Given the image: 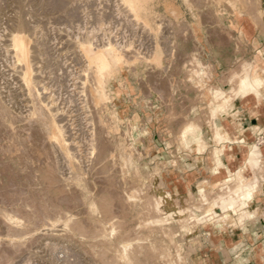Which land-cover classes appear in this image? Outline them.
Segmentation results:
<instances>
[{"label": "rangeland", "instance_id": "rangeland-1", "mask_svg": "<svg viewBox=\"0 0 264 264\" xmlns=\"http://www.w3.org/2000/svg\"><path fill=\"white\" fill-rule=\"evenodd\" d=\"M18 1L19 0H17V2L15 0H0V94L2 93L0 96L2 97L4 95L3 98L6 95L11 97L9 98L6 96L8 100H6V102L7 106L9 107L10 105V107L13 108L11 110L14 111L18 109L15 107H19L18 105L22 103L18 109L22 117L17 113L18 111L15 113L19 115V118H17V114L14 113L16 119L20 121L15 119L13 123L11 119L4 120L0 116V205L10 209H19L21 214H25V210L23 209L26 208V204L24 205L23 203L29 202L32 206L34 205L36 209H38L39 206L40 208L45 207L50 214H54L56 210V213H59L61 210V213H75L77 218L76 222L74 221L71 226H67L64 222H59L60 224L57 223L55 232L52 234L46 235L43 233L44 231H40L35 235H31L34 232H29L25 235L27 237H22L23 241L25 239L27 240L24 241V245L23 243L22 245L20 244L21 248L18 249V252L12 251L10 237L6 234L8 226L4 224L5 222L0 218V236L2 237L0 264H23L27 259H29L31 264H124L118 257V248L120 245L127 242L131 244L130 255L133 264H194V258L196 256L205 254L206 251H211L213 249V244L206 242L209 240V234L210 236L217 234L221 237L222 235H237V231L243 228L246 222L264 218V212L252 204L246 208V211L250 213L249 217L245 222H241L244 213L239 217V208L242 207L245 200L237 202L234 206L229 204L222 206L217 203V199L220 195H227L233 190L235 185L234 176L223 185L215 186L207 184V192L210 195L207 199H199L200 195L197 191L190 192V190H188L187 193L183 195L174 194L172 190L167 187L168 184L166 185V181L162 179L164 177L163 174L166 163L159 159V152L164 151V146L166 145L164 143H167L172 155L175 153V146L177 151L183 150L188 153L192 152L191 149H188L180 142L181 137H179L181 129L189 121L196 120L202 130L210 128L213 116L209 98L213 100L214 93L224 90L218 89L220 86L213 84L212 80L214 73L212 68L202 59L200 46L197 44L196 37L192 35V32L195 30L199 33L198 38L202 43L206 41L208 38L207 34L209 33V38H214L218 49L222 51V44L220 43L223 39V29L230 28L236 31L238 30L237 21L240 17H237L233 11L235 2H231L230 0L191 1L193 8L199 13V15H197L198 20L200 19L198 25L197 20L195 21L193 19L189 7H187L183 0H157V11L150 17L151 23L157 28L156 31H150L148 28L145 29L137 24H133V22L130 21L131 18L128 17L129 14L127 12V15L123 14L125 11L120 9L121 7H117V4L120 3L117 0H71V2L73 1L72 4L77 7V9L73 8L72 4H69V0H64L67 2L66 9H68L66 12L64 11L66 14L65 16L63 13V16L62 14L60 15V13L63 12L62 10L59 11V9L57 10V8H54L56 0H27L28 3L31 2L30 4H28L26 0ZM94 1L97 8L94 6ZM263 1L264 0H258V2H260L259 4L261 5L262 3L264 6ZM170 2L174 4L173 7H176V11L173 12L166 9L167 3ZM219 2L221 3L219 4ZM243 2L245 5L247 4L246 9L248 8V11H246L257 17L260 25L259 29L264 31V17L260 18V15H258L259 13L256 11L254 12V7L257 3H255L253 7L254 3L252 2H255V0H252V2L251 0H243ZM21 5L24 9L26 8V10L31 9L33 15L30 10L27 16L26 10L24 11ZM70 5H72V7ZM28 6H30V8ZM104 6L105 9L99 14V9L104 8ZM14 7L17 9L14 10ZM70 8L72 11H70ZM111 8H114L115 11ZM75 9L80 13H78V11L76 12ZM16 10L20 13L23 11V14L25 12V18L27 17L28 24H31L34 29L33 31V29H31L32 27L30 28L31 25H29V29L34 32L31 33L29 31L31 36H34V40L32 38V50L33 52L36 51L37 56L39 54V58L36 57L38 60H35L37 62L36 66L39 63L38 67L40 68H38L39 75L37 74V76L42 77V79L40 78L41 83L43 82V84H46L49 90L46 95L54 96L53 98L55 99L56 106L67 111L66 114L68 115L65 114L66 117L62 115V118H68L66 119L67 121L64 119L65 122L63 121V124L67 123L69 126L67 129L68 132H70L69 130L71 129L73 130L69 133L70 136L74 135L71 136V138L74 137L77 141L80 139L83 141L84 139L87 142L83 141V145L85 144L84 146H86V148H81L84 150L86 149L87 153L86 150H79L82 152L80 155L83 156L81 163L85 166L86 172L88 173L85 174L86 179L78 181V179H70L71 177H68L71 176V174H69V170L66 168L65 164H67V162L61 151L57 146L49 143L46 138H43L46 137V132L43 127L40 124L38 125L35 121H30L26 116V113L28 114L31 110L28 109L31 103L29 99L30 95L22 80V66L11 50V37L8 35L12 26L15 29V16L18 13L15 12ZM48 10L51 13H49ZM111 10L114 11V13ZM215 11L216 13L219 11L221 14L213 16L212 19L211 16H207L208 14L213 15ZM72 12L73 14H71ZM106 12L107 14L105 15L104 13ZM108 12L111 14H108ZM95 13L96 16L99 15L98 19L95 18ZM49 14H54L55 16L53 17ZM79 14L81 15L79 16ZM12 15H14V19H11ZM6 16L8 18L7 20H5ZM107 16H110L109 19H107ZM102 17L106 18L103 19ZM99 19L101 20L100 22L104 24L100 25ZM119 19H121V21ZM68 20L71 22L69 23ZM116 21L117 24H115ZM69 25L70 27H68ZM36 26H38L39 29ZM63 28H65L64 31L66 32L62 30ZM35 29L38 32H36ZM204 29H208L210 32ZM85 32L87 35L90 33L89 37L95 39V41L97 40L98 43L104 39V41L113 39L116 41L119 40L120 42L126 40V42L129 41L128 43L132 41L135 46L131 49L133 51L125 52L128 55H133L138 51L140 56L138 62L120 63L116 71H110L108 73L106 83L108 98L106 99L105 108L103 107L101 109L95 108L94 106L93 108L87 99L90 86H88L89 88L86 84L83 85L84 87L82 86L84 83L85 64L77 51L76 43L73 42L76 39L73 37L75 36L77 39H83V37L79 35H82V33V36L88 37L85 35ZM65 33H67V35ZM202 33H204V35ZM93 35L94 37H92ZM155 36L158 38L159 42L161 41L160 47L163 51V61L161 64L149 61V57L154 54ZM239 39H243L242 34ZM37 40L39 43H36ZM239 41H237V43H239ZM241 43L242 41H240V44ZM49 46H52V50ZM140 46H143L142 49ZM43 48L50 54H47ZM62 51H64V53ZM44 52L47 55L44 56ZM54 53L56 54L54 55ZM75 53H78V55L74 60L73 56H76ZM70 54L73 55L70 56ZM49 55L52 57L50 58ZM65 56L69 57L65 58ZM57 58L60 61L63 58L65 60H62L63 63H61ZM41 59L42 61H40ZM48 62L49 64L47 65L46 63ZM45 64L49 66V68L45 67ZM56 65H58L57 67L59 70L61 69V71L58 70ZM62 65L64 66L63 69L61 67ZM69 67H71V69ZM240 67L231 72V81L237 78ZM65 69L67 70L65 71ZM45 70L46 72L48 71V74H45ZM70 70L78 73L75 74L77 77L79 76V78H75V74L73 72L70 73ZM64 71L67 72V74H64ZM201 71H205L206 73L201 74ZM50 73H52L51 76ZM60 73L61 76H59ZM53 74L57 76H53ZM68 74L73 76V78L71 76L69 77ZM198 74L201 78L197 76ZM64 76L68 79L65 80ZM44 77H47V79ZM55 77L59 78V81L62 80L58 82L54 79ZM72 81H74L75 84L71 86V83H73ZM55 82L59 85L58 87ZM53 84L55 86H53ZM66 86L67 88L70 87L68 89L69 91ZM80 86L82 87L81 92H83L84 96L79 92L80 89H77L78 87L80 88ZM82 89L84 91H82ZM208 91L210 94L207 93ZM69 93L73 96H67ZM191 93H195L194 97L196 98H194V100L191 99ZM6 97L4 99H6ZM61 97H63V99ZM84 97L92 108L86 105ZM67 99L69 100L67 101ZM77 99H79V101ZM65 102H68L67 105ZM72 104H75L74 107ZM82 105H85L84 108ZM76 108L78 110H76ZM95 110L97 113H95ZM71 116L72 118H70ZM22 119H25V122H23ZM100 120H103L105 123L101 124ZM221 120V118H216L213 120V124L218 125V122ZM90 124L91 126L93 125L92 128L94 127L91 131ZM109 124L113 125V129L111 128L112 130L110 128H108L109 130L101 129L103 126L104 128L109 127ZM67 125L65 124L66 128ZM17 126H19V128ZM36 126L38 127L37 130L34 129ZM76 128L77 130H74ZM41 129L43 131H41ZM21 130H23V132ZM165 130L167 131L165 132ZM85 131L87 133L89 131V133L87 134ZM24 132H26V134ZM40 132L44 133L40 134ZM79 133H81V135ZM93 134H97L95 136V152H93L95 147L91 148L94 145L92 146L88 138L89 136L92 138ZM206 134L207 133H205V135ZM208 134H210V132H208ZM39 135L41 137L43 135L45 136L42 137L43 139H39ZM22 136H26V139ZM15 137L18 139L16 140ZM29 137L32 139L30 138L31 140H29ZM86 137L87 139H85ZM21 138L23 139L21 140ZM42 140L46 141L44 142ZM205 140L208 143V148L206 147L207 150L205 149L206 152H209L207 153L208 161L213 165H215L213 161H217V166L222 167V162L220 159L217 160L213 152L214 146L215 144L217 145V143L215 142L214 144L212 142L213 145L210 147L206 136ZM21 141H24L25 144ZM28 142H30V144ZM20 143L22 145L24 144V146L22 147ZM251 145L252 150H258L254 144ZM258 151L260 152L257 159L259 164L255 165L252 163V159L249 166L253 164L255 166H252L253 171L247 173L245 175L247 179H244L245 182L254 183V185H256L254 189L257 191L255 198H257L258 192L261 189L264 190L263 152L262 150ZM212 152L216 158L215 160H212ZM217 155L219 156V154ZM84 156H86V158ZM88 157L91 158L90 163H88ZM248 159L249 157L246 161ZM123 163L125 168L122 166ZM60 165L62 166L60 168L63 169L59 168ZM67 171L68 174H65ZM59 172L65 176L60 175ZM58 176H63L65 178ZM66 176L70 180L67 179ZM73 180L74 182H72ZM161 190L173 194L175 203L179 205H177L178 208L181 206V209L185 211L184 215L175 213L172 207L170 209L169 207H165L166 209L162 208L164 210H162L161 207L158 208L157 203L160 198L159 191ZM20 192L23 193L21 194ZM126 193H134L137 195L136 199L128 202L125 198ZM2 195L3 199L7 201L2 199ZM29 196L31 199H29ZM10 197L11 199H8ZM26 198L28 199L27 201L25 200ZM19 200L22 202H19ZM37 200L39 202H37ZM91 201L95 202L96 209L91 207ZM36 202L39 203L38 206ZM43 204L45 205L44 207ZM110 218L115 219L119 226L115 235L111 234L110 228H108V220L110 221ZM31 223H33L30 224L32 228L40 227L41 225V222L34 218L33 220L31 219ZM30 235L32 237L29 239ZM167 253H170V256H168Z\"/></svg>", "mask_w": 264, "mask_h": 264}, {"label": "bare ground", "instance_id": "bare-ground-1", "mask_svg": "<svg viewBox=\"0 0 264 264\" xmlns=\"http://www.w3.org/2000/svg\"><path fill=\"white\" fill-rule=\"evenodd\" d=\"M16 2H17V0H15ZM19 1H21V0H19ZM18 1V2H19ZM27 1V0H26ZM29 1V0H28ZM28 1H27V3H28ZM52 1V0H51ZM55 1V0H54ZM53 1V2H54ZM66 1V0H65ZM64 0H56L55 1V4H54V8L56 9L57 8V10L59 9V11L60 10H62L63 12H61L60 13V15L63 13L64 14V16L66 15L65 13H64V11L66 12V10H68V9H66L67 8V2H65ZM68 1V0H67ZM70 1V3L69 4H72V2H71V0H69ZM86 1H88V0H86ZM90 1H93V0H90ZM97 1V0H96ZM117 1H119L120 3L119 4H117V7H121L120 9H122V10H124L125 12L123 13V14H126L127 15V13L129 14L128 15V17H130L131 18V20L130 21H132L133 22V24H137V25H139V26H141L142 28H148L150 31L151 30H155L156 31V28L157 27H155V25H153L152 23H151V21H150V17L157 11L156 9V1L157 0H117ZM184 1V3H186V5H187V7H189V10H190V14L192 15V17H193V19L196 21L197 20V23H198V25H199V22H200V19L198 20V18H197V15H199V13H197V11L193 8V5L191 4L192 2L191 1H194V0H183ZM219 1H222V0H219ZM227 1V0H226ZM231 2H235V5H234V9H233V11H234V13H235V15L237 16V17H240L239 18V20L237 21V23H238V26H237V28L239 29V28H241L243 31H245V32H253L255 29H259L260 28V25H259V22H258V20H257V17H255L252 13H249V12H247L248 10V8L246 9V5H245V3L243 2V0H230ZM254 1V0H253ZM15 2V3H16ZM24 2V1H23ZM22 2V3H23ZM53 2H50V3H53ZM75 2V1H74ZM78 2V1H77ZM84 2V1H83ZM104 2V1H103ZM105 2H107V1H105ZM251 2H252V0H251ZM264 2V1H263ZM31 2H29L28 4H30ZM91 3H93V2H91ZM94 3H95V1H94ZM108 3V2H107ZM221 2H219V4H220ZM252 3H254L253 4V7L255 6V3H257V8H256V6L254 7L255 9H254V12L256 11L257 13H259L258 15H260V18L262 17H264V6H263V4L261 3V5L259 4L260 2H258V0L256 1L255 0V2H252ZM18 4V3H17ZM24 4V3H23ZM78 4V3H77ZM231 4V3H230ZM50 5V4H49ZM73 5V4H72ZM72 5H70L71 7H72ZM85 5V4H84ZM94 5V4H93ZM109 6H111L110 4H108ZM115 5V4H114ZM114 5H112V6H114ZM121 5V6H120ZM173 3L171 4V2L170 3H167V5H166V9H168L169 11L171 10V11H176V7L174 6L173 7ZM77 6V5H76ZM81 6V5H80ZM89 6V5H88ZM94 6H96V3H95V5ZM26 7V6H25ZM29 8H30V6H28ZM49 7V6H48ZM99 7V6H98ZM231 7V6H230ZM248 7V6H247ZM253 7H252V9H253ZM20 8V7H19ZM21 8H23L22 7V5H21ZM53 8V7H52ZM73 8H76L77 9V7H75L74 5H73ZM72 8V9H73ZM78 8H79V6H78ZM82 8V7H81ZM84 8H86V7H84ZM89 8V7H88ZM91 8H94V7H91ZM96 8H97V6H96ZM109 8V7H108ZM14 10L15 9H17V8H13ZM75 9V10H76ZM103 9H105V6H104V8H100L99 10V14L102 12V10ZM112 9V8H111ZM120 9H117V10H120ZM14 10H12V11H14ZM23 10L25 11L26 10V8L24 9L23 8ZM31 10V9H30ZM29 9L28 10H26V15H27V13L30 11ZM74 10V9H73ZM93 10H96V9H93ZM112 10H114V8L112 9ZM111 10V11H112ZM121 10V11H122ZM247 10V11H246ZM21 11V10H20ZM70 11H72L71 10V8H70ZM78 10H76V12H77ZM105 11H107V10H105ZM110 11V12H111ZM115 11V10H114ZM114 11H112L113 13H114ZM16 13L18 12L17 10L15 11ZM48 12H49V10H48ZM53 12H55V11H53ZM75 12V11H74ZM75 12V13H76ZM84 12V11H83ZM82 12V13H83ZM89 12V11H88ZM91 12V11H90ZM95 12V11H94ZM97 12V11H96ZM110 12H108V14H111ZM117 12V11H116ZM127 12V13H126ZM13 13V12H12ZM35 13V12H34ZM49 13H51V12H49ZM78 13H80L79 11H78ZM93 13V12H92ZM172 13V12H171ZM10 14V13H9ZM15 14V13H14ZM18 14V15H17ZM16 14V18L15 17H13L14 15H12V17H11V19L13 18H15V29H14V27L12 26V29L11 30H9V36L11 37L10 39V41H11V45H12V51L14 52V54H15V56H16V58H17V60H18V62H19V64L22 66V80H23V82H24V84H25V87L27 88L26 90L28 91V93H29V99H30V106H31V108H30V106H29V108L28 109H31L30 111H29V113L27 114L26 112V116H27V118L30 120V121H35L36 123H38V125L40 124L42 127H43V129H44V131L46 132V137H43V136H45V135H43L42 137L45 139L46 138V140L47 141H49V143H52V144H54L55 146H57V148L61 151V153H62V155L65 157V161L67 162V164H65L66 165V168H68V170H69V174H71V176H68V177H71L70 179H78V181L79 180H81V179H86L85 177V174L87 173L86 172V168H85V166L81 163V159H82V155H80V153H82V152H80V151H82V150H84V149H81V148H83V147H85L86 148V146H84L83 145V141H85L84 139H83V141L80 139V140H76L74 137L73 138H71V136H74V135H71L70 136V132H71V127H70V129L71 130H69L70 132H68V128H69V126L67 125V123H65L66 125H67V128H66V126H65V124H63L64 122H65V120L66 119H68V118H62V115H64L65 116V114L67 113V111L65 110V109H63V108H60V107H57L56 106V102H55V99L53 98L54 96H52V95H46V93H48V88H47V86H46V84H43V82L41 83V80H40V78L42 79V77H38L37 76V74L39 75V71H38V64H37V66H36V57H38L39 56V54H38V56H37V54H36V51H34L33 52V50H32V38L34 37H32L31 36V34H30V32L32 33L33 31H34V29H33V27H32V25L31 24H28V20L25 18V12H24V14H23V11H22V13H20V12H18ZM30 14V13H29ZM31 14L33 15V13H32V10H31ZM46 14L48 15V13L46 12ZM57 14H58V12H57ZM63 14H62V16H63ZM68 14V13H67ZM70 14V13H69ZM71 14H73V12L71 13ZM86 14V13H85ZM105 15L107 14V12L106 13H104ZM123 14H121V15H123ZM212 14H213V12H212ZM218 14H221L219 11L216 13V11L214 12V14L213 15H211V14H208L207 16L208 17H210L211 16V19H212V17L213 16H215V15H218ZM11 15V14H10ZM50 15V14H49ZM53 17L55 16L54 14H51ZM50 15V16H51ZM59 15V14H58ZM77 15V14H76ZM81 14H79V16H80ZM89 15V14H88ZM104 15V16H105ZM113 15V14H112ZM119 15V14H118ZM7 16H9V15H7ZM7 16H6V19L5 20H7L8 18H7ZM28 16V15H27ZM72 16V15H71ZM75 16V15H74ZM73 16V17H74ZM94 16H96V13H95V15ZM99 16V15H98ZM98 16H96L95 18H97L98 19ZM103 16V15H102ZM34 17V16H33ZM87 17V16H86ZM85 17V18H86ZM108 17V16H107ZM110 17V16H109ZM109 17L107 18V19H109ZM114 17V16H113ZM123 17V16H122ZM127 17V18H128ZM259 17V16H258ZM103 18V17H102ZM106 18V17H105ZM105 18H103V19H105ZM126 18V19H127ZM9 19H10V17H9ZM67 19V18H66ZM82 19V18H81ZM84 19V18H83ZM103 19H102V21H103ZM107 19H106V21H107ZM208 20L210 19V18H207ZM210 19V20H211ZM29 20H30V16H29ZM73 20V19H72ZM75 20V19H74ZM86 20V19H85ZM113 20V19H112ZM117 20V19H116ZM120 21H121V19H119ZM125 20V19H124ZM128 20H129V18H128ZM207 20V21H208ZM67 21V20H66ZM101 20L99 19V22H100ZM259 21H260V19H259ZM7 22V21H6ZM12 22V21H11ZM14 22V21H13ZM49 22V21H48ZM65 22V21H64ZM68 22L70 23L71 21H69L68 20ZM202 22V21H201ZM209 22V21H208ZM33 23V22H32ZM67 24V23H66ZM72 24V23H71ZM100 25H102V24H104V23H102V22H100L99 23ZM108 24H110V23H108ZM115 24H117V21H116V23ZM114 24V25H115ZM202 24H203V22H202ZM9 25H10V23H9ZM8 25V26H9ZM29 25H31L30 26V28L31 29H33V31H31V29H29ZM34 25V24H33ZM58 25V24H57ZM60 25V24H59ZM78 25V24H77ZM87 25V24H86ZM182 25H183V23H182ZM11 26V25H10ZM9 26V27H10ZM35 26V25H34ZM81 26H82V24H81ZM117 26H119V25H117ZM37 28H38V26H36ZM36 27H34V28H36ZM57 27V26H56ZM62 27V26H61ZM65 27V26H64ZM68 27H70V25L68 26ZM77 27V26H76ZM88 27V26H87ZM96 27V26H95ZM99 27V26H98ZM140 27V28H141ZM36 28V29H37ZM99 28H101V27H99ZM107 28H108V26H107ZM36 29H35V31H36ZM39 29V28H38ZM64 29L65 28H63L62 30L64 31ZM69 29V28H68ZM96 29H97V27H96ZM96 29H95V31H96ZM263 29V28H262ZM58 30V29H57ZM80 30V29H79ZM90 30V29H89ZM99 30V29H98ZM102 30H104V29H102ZM108 30V29H107ZM106 30V31H107ZM143 30V29H142ZM5 31H6V28H5ZM11 31H13V32H11ZM30 31V32H29ZM40 31V30H39ZM75 31V30H74ZM94 31V30H93ZM12 34H11V33ZM36 32H38V31H36ZM59 32V31H58ZM64 32H66V31H64ZM64 32H62V33H64ZM79 32V31H78ZM78 32H76V33H78ZM87 32V31H86ZM85 32V33H86ZM90 32V31H89ZM34 33V32H33ZM80 33H81V31H80ZM99 33V32H98ZM109 33V32H108ZM152 33V32H151ZM11 34V35H10ZM36 34H38V33H36ZM59 34V33H58ZM66 35H67V33H65ZM70 34V33H69ZM89 34L90 33H88V35H87V33L85 34V35H87L88 37H86V36H82L83 35V33H82V35L81 34H79L80 35V37H83V39L82 38H79V39H77L75 36L73 37L74 39H76L75 41H73L74 43H76L75 45L77 46V51L79 52V55H80V57H81V60L82 61H84V66H85V68H84V83L82 84V86L83 85H87V87L88 86H90V89H89V94H88V101L90 102V104L92 105V107L94 106L95 108H105V106H106V99L108 98V91H107V77H108V73L110 72V71H116V69H117V67H118V65H120V63H123V62H138V60L140 59V56H139V52L137 51L135 54H133V55H128L125 51H133V50H131L133 47H135L134 46V44H133V42L132 41H130V43H128L129 41H127L126 42V40L125 41H119V40H113V39H110V40H108V41H100L99 43L97 42V40L95 41V39H93V38H90L89 37ZM102 34H103V31H102ZM39 36V35H38ZM37 36V37H38ZM52 36V35H51ZM57 36V35H56ZM70 36H71V34H70ZM77 36V35H76ZM97 36V35H96ZM54 37V36H53ZM92 37H94V35L92 36ZM99 37V36H98ZM97 37V38H98ZM101 37V36H100ZM65 38V37H64ZM69 38V37H68ZM140 38V37H139ZM37 39V38H36ZM40 39V38H39ZM50 39H51V37H50ZM59 39H61V38H59ZM67 39V38H66ZM100 39V38H99ZM98 39V40H99ZM103 39V38H102ZM108 39V38H107ZM141 39V38H140ZM1 40V39H0ZM33 40H34V38H33ZM44 40H45V38H44ZM44 40H43V43H44ZM128 40H129V38H128ZM40 41V40H39ZM119 41V42H118ZM139 41V40H138ZM38 42V40L36 41V43ZM41 42V41H40ZM51 42V41H50ZM132 42V43H131ZM143 42V41H142ZM141 42V43H142ZM145 42V41H144ZM161 42V41H160ZM160 42L158 41V38L155 36V39H154V54L151 56V57H149V61H152V62H155V63H159V64H161L162 63V61H163V56H162V53H163V51H162V48L160 47ZM229 42V41H228ZM35 43V44H36ZM39 43V42H38ZM60 43V42H59ZM55 44V43H54ZM42 45V44H41ZM35 46V45H34ZM69 46V45H68ZM72 46V45H71ZM139 46V45H138ZM41 47V46H40ZM49 47H51V50H52V46H49ZM66 47H67V45H66ZM142 47L143 46H140V48L142 49ZM35 48H37V47H35ZM35 48H34V50H35ZM73 48H75V47H73ZM125 48H127V49H125ZM137 48V47H136ZM44 49V48H43ZM123 49H124V51H123ZM128 49H130V50H128ZM38 50H39V48H38ZM62 50H64V49H62ZM44 51H45V49H44ZM57 51V50H56ZM74 51H76V50H74ZM40 52V51H39ZM42 52V51H41ZM46 52V51H45ZM45 52H44V56L45 55H47V54H45ZM52 52V51H51ZM58 52V51H57ZM63 53H64V51H62ZM68 52V51H67ZM143 52V51H142ZM60 53V52H59ZM66 53V52H65ZM74 53V52H73ZM41 54V53H40ZM50 54V53H49ZM53 54V53H52ZM56 53H54V55H55ZM42 55V54H41ZM41 55H40V58H41ZM42 55V56H43ZM62 55V54H61ZM73 55V54H72ZM71 54H70V56H72ZM75 55L76 56H73V59L75 60V58L77 57V55H78V53L76 54L75 53ZM60 56V55H59ZM58 56V57H59ZM49 57L51 58L52 56L51 55H49ZM54 57V56H53ZM63 57V56H62ZM61 57V58H62ZM67 57H69V56H67ZM66 56H65V58H67ZM145 57H146V55H145ZM39 58V57H38ZM56 58V57H55ZM45 59H46V57H45ZM58 59V58H57ZM38 60V59H37ZM50 60V59H49ZM48 60V61H49ZM53 60V59H52ZM59 60V59H58ZM62 60L64 61L65 59L63 58V59H61V63H63L62 62ZM70 60V59H69ZM77 60V59H76ZM40 61H42V59L40 60ZM59 61H57V62H59ZM45 62H46V60H45ZM44 62V63H45ZM55 62V61H54ZM66 62V61H65ZM68 62V61H67ZM76 62V61H75ZM74 62V63H75ZM79 62V61H78ZM43 63V62H42ZM51 63V62H50ZM60 63V64H61ZM72 63H73V61H72ZM41 64V63H40ZM47 65L49 64V62L48 63H46ZM45 64V65H46ZM57 64V63H56ZM77 64V63H76ZM45 66V67H48L49 68V66ZM51 65V64H50ZM59 65V64H58ZM58 65H56V67L58 66ZM41 67V66H40ZM62 67V69H63V65L61 66ZM67 67H68V65H67ZM47 68V69H48ZM52 68H53V65H52ZM54 68H55V64H54ZM58 68V67H57ZM59 68H60V65H59ZM59 68H58V70H59ZM70 69H71V67H69ZM241 68V67H240ZM40 69V68H39ZM68 69V68H67ZM67 69H65V71L67 70ZM55 70H56V68H55ZM54 70V71H55ZM57 70V71H58ZM56 71V72H57ZM59 71H61V69L59 70ZM63 72L64 74H67V72ZM71 71V70H70ZM45 72H46V70H45ZM48 72V71H47ZM45 73V74H48V73ZM50 72V71H49ZM56 72H55V74H56ZM73 72V70L70 72V73H72ZM69 73V72H68ZM74 74L76 73V72H73ZM201 74H205L206 72L205 71H201L200 72ZM260 73H264L262 70H261V68H260V66H259V64L258 63H255L254 64V67H252L251 69H249V70H245L239 77H237L236 78V80H235V88H234V93L233 94H228V93H226V92H224V91H217L216 93H212L214 96H213V100H211L210 98H209V104H210V107H211V112H212V116H213V118L214 117H220V118H226L227 117V115H228V109H227V104L229 103V102H231L232 100H233V98H235V97H242L243 95H247V94H257L258 96H259V92H260V89L262 88V87H264V79L261 77V74ZM41 74V73H40ZM76 74H78V73H76ZM76 74H75V76H76ZM194 74V73H193ZM52 75V73H50V76ZM59 75V74H58ZM69 75V77L71 76L70 74H68ZM41 76V75H40ZM43 76V75H42ZM53 76H57V75H54L53 74ZM59 76H61V73H60V75ZM58 76V77H59ZM62 76H63V74H62ZM66 76V75H65ZM64 76V77H65ZM197 76H199V74L197 75ZM66 77H68V76H66ZM65 77V80L66 79H68V78H66ZM72 78H73V76H71ZM200 77V76H199ZM45 79H47V77H44ZM53 78V77H52ZM59 78H61V77H59ZM59 78H54V79H56L58 82H60L59 81ZM71 78V79H72ZM75 78H79V76L77 77H75ZM201 78V77H200ZM50 79H51V77H50ZM49 80V79H48ZM53 80V79H52ZM64 80V79H63ZM44 81H46V80H44ZM71 81V80H70ZM75 81V80H74ZM74 81H72L73 83H71V86H72V84L74 85L75 83H74ZM68 82V81H67ZM80 82H81V80H80ZM49 83V82H48ZM56 83V82H55ZM65 83V82H64ZM79 83V82H78ZM50 84H51V81H50ZM59 84V83H58ZM77 84V83H76ZM56 85H57V83H56ZM66 85V84H65ZM78 85V84H77ZM53 86H55L54 84H53ZM59 85H57V87H58ZM68 86V85H67ZM67 86H66V88H67ZM76 86V85H75ZM74 87V86H73ZM84 87V86H83ZM53 88V87H52ZM66 88H64V89H66ZM70 87H68L67 88V90L69 89ZM81 86H80V88L78 87L77 89L79 90V92L80 93H82L83 94V92H81ZM89 88V87H88ZM73 89V88H72ZM84 89V88H83ZM82 89V91H84ZM1 90H2V88H1ZM52 90V89H51ZM55 90V89H54ZM53 90V91H54ZM59 90H60V88H59ZM66 91V90H65ZM69 91V90H68ZM68 91H66V92H68ZM71 91V90H70ZM77 91V90H76ZM75 91V92H76ZM2 92V91H1ZM52 92V91H51ZM59 92V91H58ZM61 92H63V91H61ZM71 93V92H70ZM70 93H69V95H67V96H73L72 94L70 95ZM85 93V92H84ZM86 93H87V91H86ZM208 94H210V92L208 91L207 92ZM2 94V93H1ZM0 94V95H1ZM54 94V93H53ZM77 94H78V92H77ZM10 95V94H9ZM58 95V94H57ZM63 95V94H62ZM79 95V94H78ZM4 96V95H3ZM3 96L1 97L0 96V116L4 119V120H7V119H11V121L14 123V120L16 119V116L14 115V113L16 112V111H18V109L20 108V105L22 104H20V105H18L19 107H15V108H18L17 110L15 109V111L14 110H11V109H13V108H11L10 107V105H9V107L7 106V102H6V100H7V97L6 96H8V95H6L5 97H6V99H4L3 98ZM82 96H84V94L82 95ZM9 97V96H8ZM69 97V98H70ZM77 97V96H76ZM75 97V98H76ZM79 97V96H78ZM85 97H86V95H85ZM85 97H84V100H85V102L87 101V99H85ZM210 97V96H209ZM9 98H11V97H9ZM62 99H63V97H61ZM80 98H81V96H80ZM12 99H14V98H12ZM11 99V100H12ZM71 99V98H70ZM69 99H67V101H68ZM74 100V99H73ZM76 100V99H75ZM78 101H79V99H77ZM8 101V100H7ZM13 101V100H12ZM70 101H72V100H70ZM77 101V102H78ZM81 101V100H80ZM5 102H6V104H5ZM11 102V101H10ZM15 102V101H14ZM64 102V101H63ZM63 102H62V104H63ZM84 102V101H83ZM18 103V102H17ZM61 103V102H60ZM66 103V102H65ZM64 103V104H65ZM68 103V102H67ZM67 103H66V105H67ZM70 103V102H69ZM72 103V102H71ZM81 103V102H80ZM79 103V104H80ZM28 104V103H27ZM61 104V105H62ZM78 104V105H79ZM14 105H17V104H14ZM24 105V104H23ZM22 105V106H23ZM26 105V104H25ZM29 105V104H28ZM59 105V104H58ZM73 105V104H72ZM75 105V104H74ZM74 105H73V107H74ZM86 105L87 106H89V104L86 102ZM91 105L89 106V107H91ZM21 106V107H22ZM63 106V105H62ZM83 106V105H82ZM85 106V105H84ZM84 106H83V108H84ZM14 107V106H13ZM72 107V106H71ZM73 107H72V109H73ZM80 107V106H79ZM91 107V108H92ZM93 107V108H94ZM25 108V107H24ZM23 108V109H24ZM70 108V107H69ZM82 108V107H81ZM86 108V107H85ZM90 108V109H91ZM27 109V110H28ZM80 109V108H79ZM75 110V109H74ZM76 110H78L77 108H76ZM82 110V109H81ZM26 111V110H25ZM89 111V110H88ZM91 111V110H90ZM94 111V110H93ZM74 112V111H73ZM17 113H19L20 114V111H18ZM17 113H15V114H17ZM22 113V112H21ZM95 113H97L96 112V110H95ZM78 114V113H77ZM77 114H76V116H77ZM88 114V113H87ZM90 114V113H89ZM21 115V114H20ZM24 115V114H23ZM66 115H68V114H66ZM75 115V114H74ZM95 115V114H94ZM19 115L17 114V118H19L18 117ZM73 116V115H72ZM72 116L70 117V118H72ZM97 116V115H96ZM20 117H22V115L20 116ZM66 117V116H65ZM75 117V116H74ZM90 117V116H89ZM100 118H101V116H100ZM89 119V118H88ZM91 119V118H90ZM111 119V118H110ZM17 120V119H16ZM23 120V119H22ZM75 120H76V118H75ZM74 120V121H75ZM87 120V119H86ZM92 120V119H91ZM17 121H20V120H17ZM64 121V122H63ZM67 121V120H66ZM77 121H78V119H77ZM79 121H82V120H79ZM101 121V124L103 123H105V122H103V120H100ZM108 121H110V120H108ZM23 122H25V119L23 120ZM32 122V123H33ZM70 122V121H69ZM74 123V122H73ZM86 123V122H85ZM95 123H96V121H95ZM99 123V122H98ZM108 123H110V122H108ZM196 123V122H195ZM240 123H242V122H240ZM33 124H35V123H33ZM75 124V123H74ZM83 124V123H82ZM106 124H107V122H106ZM37 125V126H38ZM73 125V124H72ZM96 125V124H95ZM33 126V125H32ZM36 126V128H34V129H38V127ZM70 126H71V124H70ZM82 126V125H81ZM89 126H91V124L89 125ZM93 126V125H92ZM92 126H91V128H90V131L94 128H92ZM107 126H108V124H107ZM18 128H19V126H17ZM27 127V126H26ZM31 127V126H30ZM29 127V128H30ZM113 127V125L112 124H109V127H107V128H104V126L103 127H101V129L102 130H104V129H108V128H112ZM22 128V127H21ZM20 128V129H21ZM23 128H24V126H23ZM74 128V127H73ZM78 128V127H77ZM77 128L76 129H74V130H77ZM17 129V128H16ZM33 129V128H32ZM40 129V128H39ZM81 129V128H80ZM113 129V128H112ZM111 129V130H112ZM14 130H15V128H14ZM30 130V129H29ZM83 130V129H82ZM96 130V129H95ZM109 130V129H108ZM22 132H23V130H21ZM20 131V132H21ZM25 131V130H24ZM34 131V130H33ZM40 131V130H39ZM38 131V132H39ZM41 131H43L42 129H41ZM73 131V130H72ZM106 131V130H105ZM194 131H195V126H188L182 133L180 132L179 133V137H181V139H184V140H190L191 138H193V140H194V143H195V149H196V151L197 152H199V153H202V152H204L205 151V149H206V147H207V143L205 142V140H204V138H203V136H202V133L201 132H199V131H197V133H194ZM16 132H17V130H16ZM30 132H32V131H30ZM79 132V131H78ZM86 132V131H85ZM107 132V131H106ZM105 132V133H106ZM18 133V132H17ZM25 134H26V132H24ZM42 133H44V132H42ZM41 132H40V134H42ZM77 133V132H76ZM84 133V132H83ZM87 133V132H86ZM88 133H89V131H88ZM87 133V134H88ZM96 133V132H95ZM212 133H213V139H214V141L217 143V147L215 148V151H214V154H215V157L216 156H218L217 154H219V156H224V153H225V151H226V153H227V157H228V159H230L231 158V156H230V154H229V152H228V149L227 148H225L224 146L222 147V148H220L221 146L220 145H222V144H224V143H226V142H230V143H242L243 145H245L246 144V139H248L249 137H250V134L249 133H247V135H246V137H242V139H239L237 136H235V137H232L231 135H230V133L229 132H227L225 129H221V128H219V127H215V128H213L212 129ZM14 134H16V133H14ZM19 134V133H18ZM22 134V133H21ZM29 134H34V133H29ZM73 134H75V133H73ZM80 135H81V133H79ZM17 135V134H16ZM97 135V134H96ZM96 135H94L93 134V136H92V138H90V136L88 137L89 139H90V141H91V144H92V146L93 147H91V148H94L95 147V145H96V138H95V136ZM101 135V134H100ZM106 135V134H105ZM15 136V135H14ZM19 136H20V134H19ZM32 136V135H31ZM40 136V135H39ZM18 137V136H17ZM23 137V136H22ZM26 137V136H25ZM25 137H23V138H25ZM41 136H40V138L39 139H43ZM83 137H84V135H83ZM87 137L85 138V139H87ZM98 137H100V136H98ZM23 138H21V140L23 139ZM28 138V137H27ZM31 137H29V140H31L30 139ZM37 138H38V136H37ZM78 138V137H77ZM103 138V137H102ZM101 138V139H102ZM15 139L17 140L18 138H16L15 137ZM26 139V138H25ZM38 140V139H37ZM45 140V141H46ZM111 140V139H110ZM26 141V140H25ZM42 141H44V140H42ZM44 141V142H45ZM99 141V140H98ZM21 142H24V141H21ZM33 142V141H32ZM37 142V141H36ZM86 142V141H85ZM29 144H30V142H28ZM87 143V142H86ZM21 144V143H20ZM24 144H25V142H24ZM24 144L22 145V147L24 146ZM90 144V145H91ZM109 144V143H108ZM26 145H27V142H26ZM89 146V145H88ZM254 146L255 147H257L258 148V150H261L260 149V146L258 145V143H254ZM247 147H248V152H247V158L249 157V159L246 161L245 160V162L243 163L244 165H240L237 169H235L234 171H230L229 170V168H228V166H227V164H226V162H222V165L223 166H225L226 167V169H227V171L229 172V174L231 175V176H234L235 177V185H234V187H233V190L229 193V194H227V195H220L219 197H218V199H217V203H219V204H221L222 206L223 205H227V204H229V205H231V206H234L237 202H239V201H241V200H245V201H249V202H251L252 201V199H253V197H254V189H255V187H256V185H254V183H250V182H245V180L244 179H247V178H245L246 176V174L247 173H250V172H252L253 170H252V166L255 164H259V161L257 160L258 159V157H259V155H260V152L258 151V150H256V149H253L252 150V145L251 144H247ZM97 148H99V147H97ZM103 148V147H102ZM230 148V147H229ZM23 149V148H22ZM95 149H96V147L94 148V150H93V152H95ZM227 149V150H226ZM80 150V151H79ZM86 150V149H85ZM84 150V151H85ZM100 150V149H99ZM102 150V149H101ZM59 151V152H60ZM79 151V152H78ZM102 152V151H101ZM60 153V154H61ZM85 153V152H84ZM86 153H87V150H86ZM91 154V153H90ZM87 155V154H86ZM94 155V154H93ZM95 156V155H94ZM97 156H99V155H97ZM62 157V156H61ZM85 158H86V156H84ZM91 157V156H90ZM90 157H88L87 159H89V162L88 163H90ZM63 158V157H62ZM246 158V159H247ZM84 159V158H83ZM116 159V158H115ZM123 159H125V158H123ZM218 159H220V161H222L221 160V158H218ZM253 159V162L252 163H254L252 166L250 165L249 166V164H251V160ZM62 160V159H61ZM63 160H64V158H63ZM54 161V160H53ZM116 161V160H115ZM85 162V161H84ZM63 163V162H62ZM126 163V162H125ZM219 163H221V162H219ZM62 165V164H61ZM59 166V168L60 167H62V166ZM83 165V166H82ZM88 165V164H87ZM126 165H127V163H126ZM237 165V164H236ZM239 165V164H238ZM254 165V166H255ZM68 166V167H67ZM122 166H123V168H125L124 167V163L122 164ZM58 168V169H59ZM64 168H65V166H64ZM60 169H63V168H60ZM87 170H89V169H87ZM59 171V170H58ZM61 172V171H60ZM60 172H59V174H60ZM65 172V171H64ZM62 173H63V171H62ZM60 174V175H64V174ZM65 174H68V171H67V173H65ZM88 174V173H87ZM65 176V175H64ZM58 177H63V176H58ZM67 176H66V178L67 179H69ZM63 178H65V177H63ZM66 179V181H68ZM69 179V180H70ZM77 181V180H76ZM64 182V181H63ZM72 182H74V180L72 181ZM84 182H85V180H84ZM68 183H69V181H68ZM264 183V182H263ZM67 184V183H66ZM72 184V183H71ZM73 185H74V183H73ZM67 186V185H66ZM70 187V186H69ZM71 189V188H70ZM22 191H24V190H22ZM26 192V191H25ZM133 192V191H132ZM21 193V192H20ZM23 193V192H22ZM21 193V194H22ZM73 193V192H72ZM21 194H19V195H21ZM25 194V193H24ZM28 194H29V192H28ZM27 194V195H28ZM137 194V193H136ZM189 194V193H188ZM9 195V194H8ZM33 195V194H32ZM70 195V194H69ZM0 196H1V194H0ZM22 196V195H21ZM21 196H19V197H21ZM74 196V195H73ZM72 196V197H73ZM126 197V200L129 202V201H133V200H135L136 199V196L137 195H135L134 193H126V195H125ZM7 197V196H6ZM26 197V196H25ZM30 197V196H29ZM28 197V198H29ZM65 197H66V195H65ZM70 197V196H69ZM159 201H158V203H157V205H158V208H160L161 207V209L162 208H165V207H169V209L172 207V209H173V211L175 212V213H177V214H180V215H184V213H185V211L184 210H182L181 209V206L178 208V204H176L175 203V198L173 197V194H170L168 191H159ZM67 198V197H66ZM85 198V197H84ZM84 198H83V200H84ZM2 199H3V195H2ZM8 199H11V197L10 198H8ZM16 199H19V198H16ZM29 199H31V197L29 198ZM62 199V198H61ZM63 199H65V198H63ZM3 200H6V199H3ZM3 200H2V202H3ZM26 201L28 200L27 198L25 199ZM39 200V199H38ZM37 200V202H39ZM7 201V200H6ZM17 201V200H16ZM23 201H24V199H23ZM32 201L34 202V200L32 199ZM65 201V200H64ZM126 201V202H127ZM12 202L14 203V201L12 200ZM18 202V201H17ZM19 202H22V201H20L19 200ZM36 202V203H37ZM8 203V202H7ZM32 203V202H31ZM19 204V203H18ZM21 204V203H20ZM24 205L26 204V208L25 209H23V210H25V214H21L20 213V210L19 209H10V208H7V207H5V206H1L0 205V218H1V220H3L5 223L4 224H6L7 226H8V230H7V235L10 237V240H11V243H12V251H15V252H18V249H20L21 248V245H22V243H23V245L25 244V240H27V239H25L24 241H23V239H22V237H24L25 235H27L29 232H34L33 234H31V235H35V234H37L38 232H40V231H44L43 233H45L46 235H48V234H52L53 232H55V227H56V225H57V223H59V222H64V224H66L67 226H71V224L75 221L76 222V218H77V215L74 213H70V212H65V213H61L60 211H59V213H56L57 212V210H56V212H54V214H50L49 213V211L44 207L45 205L43 204V207L44 208H40V206H39V208L38 209H36V208H34L35 206L33 205H31L29 202H24L23 203ZM33 204H35V203H33ZM22 205V204H21ZM39 205V203H37V206ZM178 205V206H177ZM164 206V207H163ZM91 207L92 208H94V209H96L95 207H96V204H95V202H92L91 201ZM183 208V207H182ZM55 209H58V208H55ZM160 209V210H161ZM166 209V208H165ZM162 210H164V209H162ZM68 211H70V210H68ZM171 211V210H170ZM62 212H63V210H62ZM165 212H166V210H165ZM24 213V212H23ZM182 217V216H181ZM185 217V216H184ZM33 218L34 219H36V220H39L41 223V225H40V227H34V228H32V226L30 225V224H33V223H31V219L33 220ZM146 220V219H145ZM3 221H2V223H3ZM148 221V220H147ZM154 221V220H153ZM33 222V221H32ZM108 224H109V227L108 228H110V231H111V234H113V235H115L116 233H117V231H118V224H117V221L115 220V219H111L110 218V221L108 220ZM60 224V223H59ZM1 233V232H0ZM56 234V233H55ZM29 236V239L32 237V236ZM25 237H27V236H25ZM33 238H34V236H33ZM29 241V240H28ZM1 242H2V237L0 236V248H2V244H1ZM27 242V241H26ZM21 244V245H20ZM27 244V243H26ZM10 246V245H9ZM10 247V248H11ZM23 248H24V246H23ZM130 250H131V244L130 243H124V244H122V245H120V247L118 248V257L120 258V260H121V262H123L124 264H133L132 263V258H131V255H130ZM2 253V252H1ZM4 253V252H3ZM167 255L168 256H170V253H167ZM1 263V262H0ZM23 264H31V262L29 261V259H27L26 261H24V263Z\"/></svg>", "mask_w": 264, "mask_h": 264}, {"label": "crops", "instance_id": "crops-1", "mask_svg": "<svg viewBox=\"0 0 264 264\" xmlns=\"http://www.w3.org/2000/svg\"><path fill=\"white\" fill-rule=\"evenodd\" d=\"M204 30L210 32L208 29ZM202 34L204 35V33ZM241 34L243 39H239ZM192 35L196 37L197 44L200 46L202 59L212 68L214 73L212 82L214 85L220 86H217L218 89L224 90L228 94L234 93L236 79L231 81L230 74L240 67L241 63L242 65L237 73V77L245 70L254 67L255 63H258L261 70L264 72L263 30L255 29L253 32H245L241 28L237 31L224 28L222 32L223 39L220 43L222 44V51L218 49L214 38H209V33L204 43L199 41V33L195 30L192 32ZM239 40L242 41L241 44ZM237 41H239V43H237ZM260 74L264 79V73ZM191 95V99L194 100V98H196L194 97L195 93H191ZM227 109V117L221 118L222 120L218 122V125H214L213 120L220 117H214L210 124V128L204 130L201 129L196 120H193L189 121L181 129V133L188 126H195L194 133H197V131L201 132L204 140L206 136L210 147L213 143L215 144L212 129L216 126L225 129L232 137L237 136L239 139L246 137L247 133H249L250 137L245 140V145L238 142H226L220 145V148L224 146L228 149L231 158L228 159L225 151L224 156H216L217 160L220 157L222 160L221 162H226L229 170L234 171L240 165H243L247 158V144L257 143L256 139L258 133L264 131V87L260 89L259 96L257 94H247L242 97L233 98V100L227 104ZM166 131L167 130H165V132ZM208 132H210V134H208ZM205 133L207 134L205 135ZM180 142L188 149H191L192 152L188 153L183 150L177 151L175 146V153L172 155L167 143H164L166 144L164 146V151L159 152V159L166 163L163 174L164 177L162 179L166 181V185L168 184L167 187L170 188L174 194L183 195L186 194L188 190H190V192L197 191L200 195L199 199H207L210 197L207 192V184L219 186L231 180L232 176L225 166L218 167L217 161H213L215 165L208 161L207 153L209 152H206L207 149L202 153L196 151L193 138L189 141L181 139ZM205 142L207 143L206 140ZM259 146L263 152L262 161L264 162V144ZM216 147L217 145L215 144L214 150ZM213 152L212 160H215L216 158ZM256 193L257 191L254 190L252 201H244L242 207L239 208V217L244 213L241 222H245L249 217L250 213L246 211L247 206L254 204L264 212V190L261 189L258 192L257 198H255ZM237 233V235H222V237L217 234L213 236L209 234V240L206 242L213 244V249L211 251H206L205 254L196 256L194 258V264H264V218L246 222L244 227L239 229Z\"/></svg>", "mask_w": 264, "mask_h": 264}, {"label": "built area", "instance_id": "built-area-1", "mask_svg": "<svg viewBox=\"0 0 264 264\" xmlns=\"http://www.w3.org/2000/svg\"><path fill=\"white\" fill-rule=\"evenodd\" d=\"M256 140H257L258 145L264 144V131H261L260 133H258Z\"/></svg>", "mask_w": 264, "mask_h": 264}]
</instances>
